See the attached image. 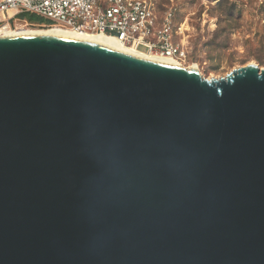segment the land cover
Segmentation results:
<instances>
[{
  "label": "water",
  "instance_id": "95a60500",
  "mask_svg": "<svg viewBox=\"0 0 264 264\" xmlns=\"http://www.w3.org/2000/svg\"><path fill=\"white\" fill-rule=\"evenodd\" d=\"M0 264H264V68L0 36Z\"/></svg>",
  "mask_w": 264,
  "mask_h": 264
},
{
  "label": "rangeland",
  "instance_id": "374dc122",
  "mask_svg": "<svg viewBox=\"0 0 264 264\" xmlns=\"http://www.w3.org/2000/svg\"><path fill=\"white\" fill-rule=\"evenodd\" d=\"M152 1L160 12L171 9L178 31L173 42L178 39L186 49L183 64L195 66L203 77L224 76L250 62L264 68V0ZM40 21L47 25L45 19ZM16 22L39 27L24 19L11 25Z\"/></svg>",
  "mask_w": 264,
  "mask_h": 264
},
{
  "label": "built area",
  "instance_id": "2783aa9c",
  "mask_svg": "<svg viewBox=\"0 0 264 264\" xmlns=\"http://www.w3.org/2000/svg\"><path fill=\"white\" fill-rule=\"evenodd\" d=\"M261 1V0H254ZM45 19L47 25L79 33H98L146 54L182 62L186 58L170 10L160 12L152 0H0V25L12 24L19 13Z\"/></svg>",
  "mask_w": 264,
  "mask_h": 264
},
{
  "label": "bare ground",
  "instance_id": "6f19581e",
  "mask_svg": "<svg viewBox=\"0 0 264 264\" xmlns=\"http://www.w3.org/2000/svg\"><path fill=\"white\" fill-rule=\"evenodd\" d=\"M14 25L15 26H12L8 23L0 25V36H15V35L35 34V33H54V34L73 35V36L96 40L110 47H113L115 49H118L120 51H123L125 53L131 54V55H134L140 58L158 61V62L167 63V64H173V65H177V66L184 67V68H196L195 66H186L182 62H177L167 57L154 55V54H146L142 51L136 50L132 47H129L121 43L118 39L114 37L103 35V34L79 33L73 30L60 28V27L31 28L26 22H16V24Z\"/></svg>",
  "mask_w": 264,
  "mask_h": 264
},
{
  "label": "trees",
  "instance_id": "16d2710c",
  "mask_svg": "<svg viewBox=\"0 0 264 264\" xmlns=\"http://www.w3.org/2000/svg\"><path fill=\"white\" fill-rule=\"evenodd\" d=\"M17 19H24L26 21H28L29 23H41L40 20H42L40 17L34 15V14H31V13H27V12H22V13H19L17 16H16Z\"/></svg>",
  "mask_w": 264,
  "mask_h": 264
}]
</instances>
